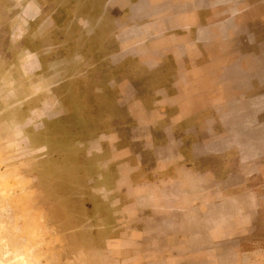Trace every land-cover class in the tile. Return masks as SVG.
Wrapping results in <instances>:
<instances>
[{
  "label": "rangeland",
  "instance_id": "374dc122",
  "mask_svg": "<svg viewBox=\"0 0 264 264\" xmlns=\"http://www.w3.org/2000/svg\"><path fill=\"white\" fill-rule=\"evenodd\" d=\"M100 1L104 0H0V264H116L124 257L123 231L129 232L128 227L139 222L119 215L122 205L116 194L114 200L109 199L113 195L101 177L109 168L106 136L93 146L85 143L102 131L107 135V116L112 119L113 111L101 104L118 97L114 84L107 86L112 95L106 94V83L111 80L104 75L107 60L97 55L99 49L87 54L83 47L89 45L86 39L100 34L101 29L109 39L116 29L112 21L105 27L107 16L102 10L94 27L86 23L90 11L81 9ZM29 2L43 12L35 22L21 14ZM64 9L65 56L54 54L53 48L44 54L38 42L57 45L52 39L47 42L46 36L58 34L60 28L59 20L54 22L48 15ZM119 12L111 14L112 20L123 17ZM18 24L26 32L14 42L12 31ZM257 32L259 39H264V27L259 26ZM28 54L55 62L31 74L25 64L30 60H26ZM100 74L105 81H100ZM63 85L65 94L60 90ZM64 95L73 107L65 117L66 132L59 128ZM79 119L93 123V132L78 133L75 126ZM246 135L252 134L237 135L245 150L248 143L256 142L255 134L252 139ZM259 135L263 136L257 145L260 154H227L219 159L220 166L226 168L220 167V180H228L235 172L231 181L237 185L224 183L215 191L211 187V194L205 196L214 200L224 197L223 193L228 197L243 193L236 207L241 217L227 220L221 228L212 219L204 220L202 228L203 221L194 219L189 243L181 236L155 233L142 240L136 236L135 241L160 245V250L151 253L171 252L180 257L179 264H187V258L188 264H264V134ZM247 202L254 203L252 208ZM156 222L150 220L149 225L154 227ZM168 244L178 250H170ZM187 245L194 249L187 251ZM131 253L132 248L126 252Z\"/></svg>",
  "mask_w": 264,
  "mask_h": 264
},
{
  "label": "crops",
  "instance_id": "0c3cea01",
  "mask_svg": "<svg viewBox=\"0 0 264 264\" xmlns=\"http://www.w3.org/2000/svg\"><path fill=\"white\" fill-rule=\"evenodd\" d=\"M127 7L129 19L136 22L138 41H154L156 62L152 63L150 54L142 57V62L154 69L165 58L173 57L176 69L171 86L158 92L160 97L154 110L141 112L140 100L128 101L129 142L115 149L117 175L113 174L107 188L112 194L123 192L122 200H129L121 209L124 220L127 216L131 219L137 214L144 215L139 235L191 236L194 219L203 221L202 228L207 219L221 228L227 220L241 217L236 207L244 194L228 197L223 193L222 198H205L211 194V187L215 191L224 183L237 185L231 181L235 172L230 173L228 180L212 177L216 168L211 169L209 163L228 153L235 156L257 153L250 143L245 150L236 134H252L246 135L249 139L253 134H264L260 128L264 120L258 125L246 114L253 107L264 109V48H259L264 40H259L257 32L259 26L264 27V0H138ZM21 14L33 20L37 10L29 4ZM25 32L23 25L18 24L13 28L12 40L17 42ZM241 33L244 35L238 42L251 45L248 52L243 54L231 47V51L224 52L221 45L229 47L232 41L236 43ZM207 55L209 61H205ZM252 59L262 66H250ZM26 60L31 74L38 70L34 55L28 54ZM236 61L238 65H229ZM245 75L256 81L245 86ZM142 114L152 121L142 122ZM145 125L153 126L155 133L140 134ZM119 135H113L114 144ZM150 150L154 163L147 168L148 179L142 180L144 153ZM109 199L114 200V195ZM153 219L157 222L151 227L149 221ZM126 244L124 241V248ZM167 247L176 250L173 244ZM141 248L146 254L140 264L180 262V257L171 252L152 254V250H160V245Z\"/></svg>",
  "mask_w": 264,
  "mask_h": 264
},
{
  "label": "flooded vegetation",
  "instance_id": "af4514ba",
  "mask_svg": "<svg viewBox=\"0 0 264 264\" xmlns=\"http://www.w3.org/2000/svg\"><path fill=\"white\" fill-rule=\"evenodd\" d=\"M120 1L121 2L118 3L117 0H104V1L96 2L94 4L92 3V5L85 6V8L81 9V11L84 10L83 12H86V13H88L90 11V13H88V15H89L88 18L85 21L91 27H94V25H96V23H97L96 21L98 20L97 18L99 17V12H101V10L103 12V15L107 16L105 18V20L107 21L105 23V27L110 26L111 21L114 22L116 25V29H114V32L111 35L110 39H109L108 35L107 36L104 35V33H103L104 31L102 32L103 29H101L100 34H99V32L94 34V35L92 34L91 37L86 39L85 43H89V45L83 46L85 48L87 54H93L94 50L99 49V50H96L95 52L97 53L98 56L102 55V58H103L102 60L106 59L107 63H108V68L106 70V74H104V75H107V78L111 77V80H109L106 83V86H105L106 91L108 92L107 86H109L110 84H114V87H116V90L118 91L117 99H112V100L108 99L107 101H105V103L101 104L102 108L105 107L109 111H113L112 119H110V117H108L110 115L107 116V122H108V123L106 122L107 126H108V128H107L108 132L106 133L107 135H104L105 133L102 131V133H100L101 135H99L95 140L85 141V143L93 146V145H95L96 141H98V138H100L102 136H106V139L108 142H107L104 149L106 150V153H107V167H109V168L107 169V171L105 173H103V172L101 173L102 179L104 181L106 180L105 181L106 187H107L108 182L111 181L113 174L115 175L116 170H117L118 162L113 161V155L116 151L115 149H117V148L119 149V147L121 148L125 143L127 144L129 142V137H128L129 128H128V115H127L128 114L127 112L129 110V108L127 107L128 101L131 100V102H133L136 100H138V101L140 100L143 103V105L141 107V112L154 110L155 109V101L160 97V96H158V92L163 87H170L171 86L173 79L175 77V69H176V62H175L173 57L165 58L164 60H162L161 64L157 68H154V69H153V67L151 68L147 64L142 62L141 58L145 57L147 54H150L149 57L152 59L151 61L153 64L156 62L155 61L156 55L154 53V47H153L154 41L152 39H150L151 41H148V42L138 41L139 36H138L137 27H136V22L133 19H129V17H128V7L127 6L130 3L138 2V0H135V1H127V0L122 1V0H120ZM124 2H126V3H124ZM29 4H31L35 10H37V17H35L33 20L32 19L29 20L31 22H35V21H37V19H39L41 17V15H43V12L35 3L29 2L27 5H29ZM114 4H116V5H114ZM63 11L64 12H62L60 10L59 11L54 10L53 12H51L50 15H48V18L54 22L59 20L60 28L58 30L59 31L58 34H56V32H54V34H48L46 36L47 42L49 41V39L50 40L52 39L53 42L58 41L57 45H53V46L49 47V46L42 44V42L41 43L38 42V47L40 48V51H42V50L44 51V54H45L46 50L53 48V49H56V50H54V54L65 56V50H66L68 37L65 35L66 34L65 33L66 28L64 27L65 26L64 23H65V11L66 10L64 9ZM115 11H117V12L120 11V12L124 13L123 17L116 20V21L112 20V18H111V14L112 13L115 14ZM54 15H55V17H54ZM101 27H104V26H101ZM63 29H64V32L62 33L61 31ZM253 31H255L254 28H253ZM243 35H244L243 33L238 35L236 43L232 41L231 44L229 45V47L221 45L222 48H224L223 49L224 52H226L227 50H230L229 48L231 47V48H234L236 51L243 52V54H246L248 52L247 50L251 47V45L241 44L240 42H238V40H240V38H242ZM79 38H81V36L80 37L77 36L76 39H79ZM263 40L264 39H261V42H263ZM146 43H147V45H146ZM254 44L255 43H253V45ZM113 46H114V48H113ZM146 46H150V47L146 48ZM254 46H252V47H254ZM259 48H264V44H262V45L259 44ZM48 53H50V52H48ZM31 55H34V54H31ZM37 58H36V60L38 61V64H39L38 70H42L43 65H45V64L55 62V60L51 61V62L50 61L47 62L46 58H43V60H41L39 58L37 59ZM48 58H50V57H48ZM208 58L209 57L207 55L205 61H209L210 58L209 59ZM59 59L61 60V57ZM201 62L203 63L204 60H201ZM201 62H199V63H201ZM249 63H250V66L255 64L254 67L260 68L259 61L254 62V59H252V61ZM223 65H225V62L224 63L222 62V66ZM229 65L234 66V65H238V64L236 61L235 64L233 62V63H229ZM100 67H103V65H101ZM104 75L100 74V76H101L100 81L101 82L105 81ZM243 80H244L245 86H247V84H248V86H250L252 83H254L256 81L255 79H253L252 76H247V75L244 76ZM65 86L66 85H63L62 87H60V90L63 93H64L63 90H66ZM261 89H263V86H261ZM107 92H106L107 97H110V95H112L111 92L110 93L109 92L107 93ZM152 92H153V96L151 97ZM64 97L66 98L67 96L64 95ZM252 97H254V96H252ZM66 100H67V98L63 102L64 108H63V113L61 114L63 116V118H62L63 120L59 121V128L61 129V131H64V132H66L65 124L68 126V124L65 122V117H67V115H68V109H70L69 112L73 111L72 105L69 104V106H70V108H69L68 104L66 103ZM263 110L264 109H262L261 107L259 109L253 107V108L249 109L248 113H246V114L248 115V117L250 116L251 119L256 120V122L258 121V125H259L260 124L259 121L264 120V111ZM62 116H60V117H62ZM69 117L73 118L72 115ZM150 119H151V117L148 116V118L146 119L144 114H142V122L144 121L145 124H146V122H151L152 120H150ZM109 120H112L113 125H109L110 124ZM131 122H134V121L132 120ZM228 125L232 126L233 124L229 123ZM94 127H95V125L93 123H88L85 120L79 119V121H77V123H76L75 129L80 134L81 133L87 134L88 131H92V129ZM124 127H126V128H124ZM110 128L111 129L115 128V129H113V131H110L111 130ZM260 128L262 129V132L264 133V125L263 126L261 125ZM69 131H70V129H69ZM116 133H120V135H119L120 137H119L118 141L115 142V144H114L113 135ZM154 133H155V128L153 126L148 127L147 125H145L144 128H142L140 134H154ZM121 134H123L122 137H121ZM125 134H127V135L125 136ZM236 135H238V134H236ZM242 135H244V134H242ZM238 137L239 136H237V139H240ZM262 138H263V136H260L259 134H255V139H256V142L254 143L255 146L251 143V147H252V150H256V148H257V153H252L251 154L252 156L258 155L262 152V150H260V148L258 149V146H257L259 144L258 141L261 140ZM101 147H102V145H101ZM134 149H136V151H139L138 147H134ZM147 153H148V155H147ZM144 154H145V156H144L145 157L144 158L145 163H144L143 167H144L145 173L141 177V179L147 180L149 175H150L149 171H148L149 169H147V168L151 167L153 165L154 158H153L151 150H150V152L146 151ZM228 154H230V153H228ZM226 155H224V156H226ZM224 156H221V157H224ZM221 157L216 159L214 162L209 163L211 166V169L216 168V169H214L215 171L212 172V174H213L212 177L215 176V178H217L219 175H221L219 173L222 171L221 168L223 170H226L225 165L222 167L220 166L219 159H221ZM97 162H98V164H102L98 160H97ZM253 174H255V173H253ZM116 175H117V173H116ZM250 176L252 177L253 175H250ZM218 179L220 180V178H218ZM111 191L112 190H109L110 193H112ZM122 193L123 192H121V191H116L112 195H114V197H116V195H117V197H119L121 205L124 206V204L128 203L129 200L126 198L125 201H123L122 200L123 198L121 196ZM256 201H258L257 198H256ZM247 203H248L247 205H249L250 208H252V206L254 205L253 202H247ZM122 206L120 207L121 209H122ZM117 212H118V210H117ZM120 213H119V215L122 216V214H120ZM137 215H134V217H132L131 219H128V221H130L134 218H138L139 222L137 221V226H131L130 225L128 227V229H130L129 232H127V230L123 231L122 237H123L124 241L127 242V244L125 245L126 246L125 248L123 245L121 246V247H123V250H121V252L124 255V257L122 259H118L116 264H140L141 259L143 258L144 254H146L145 250L144 249L142 250L141 246L142 247L147 246V248H148V245H150L147 243L144 244L141 241L140 242L138 241L139 243L135 241L136 236H138L139 240H142V237L144 236L141 234H140L141 235L140 236L139 232H138V228L143 226L142 223H140V219H142V217H144V216H142V215L137 216ZM126 222H127V220H126ZM143 222H145V220H143ZM152 234L153 233H151L150 235H152ZM175 236L177 238L179 236H181V237L185 238L186 241H188V243H189L190 235L186 236L185 234H182V235H175ZM186 237L188 238V240ZM115 240L119 241L120 239H118V240L114 239V241ZM128 241H132V242L129 243ZM127 245H128V247H127ZM187 246H189V245H187ZM131 248L133 250V253H131V256H129L128 254H126V252H130ZM175 248L178 250L177 247H175ZM193 249H194V246L192 245L187 251H190ZM128 258H130V259H128ZM187 260L189 261V258H187ZM188 261H187V264H188Z\"/></svg>",
  "mask_w": 264,
  "mask_h": 264
}]
</instances>
